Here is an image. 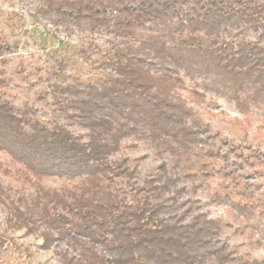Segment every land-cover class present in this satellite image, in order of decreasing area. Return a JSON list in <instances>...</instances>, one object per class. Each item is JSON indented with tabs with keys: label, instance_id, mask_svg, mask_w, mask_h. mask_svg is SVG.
I'll list each match as a JSON object with an SVG mask.
<instances>
[{
	"label": "trees",
	"instance_id": "16d2710c",
	"mask_svg": "<svg viewBox=\"0 0 264 264\" xmlns=\"http://www.w3.org/2000/svg\"><path fill=\"white\" fill-rule=\"evenodd\" d=\"M25 2L42 21L108 44L76 48L84 73L57 61L50 119L0 92V172L21 183L0 178L7 225L40 238L56 264H248L196 193L217 169L233 189L212 199L234 195L241 213L264 216L259 185L242 181L259 154L202 116L222 99L264 126V0ZM13 47L1 33V87ZM32 255L0 231V264Z\"/></svg>",
	"mask_w": 264,
	"mask_h": 264
},
{
	"label": "rangeland",
	"instance_id": "374dc122",
	"mask_svg": "<svg viewBox=\"0 0 264 264\" xmlns=\"http://www.w3.org/2000/svg\"><path fill=\"white\" fill-rule=\"evenodd\" d=\"M1 33L6 34L9 42L14 44V52L9 55L10 63L6 66L4 77L7 85L0 86V92L18 107L28 106L35 109L37 116L44 119L53 117L51 108L47 105L50 99L45 96V92L49 91L48 88H51V83L55 80L53 70L58 69L57 61L63 60L64 74L84 73L75 52L76 48L81 43L92 40L100 46L108 44L105 36H93L76 29L57 28L42 21L25 0H0ZM202 116L213 131L239 145L245 155L249 152L259 154V165L252 169L246 168L245 172L250 174V177L242 181L258 184L259 196L264 199V126L261 120L256 121V118L251 116L245 119L233 105L222 99L217 101V108L203 111ZM70 128L77 134L84 132L76 124L70 125ZM125 152L131 157H138L143 155L144 151L126 149ZM0 159L5 161L6 155L1 154ZM151 164V161L146 160L143 168ZM0 178L18 187L21 185L13 176L4 175L2 172ZM45 184L61 187L64 183L61 179L49 178ZM232 189L233 184L216 169L199 188L195 197L207 204L211 216L221 222L222 237L234 255L247 260L248 264H264V216L260 213L261 209L252 215L241 213L233 204L234 195L231 200L212 199L214 195L224 194ZM5 215V212L0 210V231L12 236L18 244L28 247L33 253L31 259L25 258V263L18 259L13 264H56L52 250L40 249V238L35 235L24 236L22 232L10 228L5 222Z\"/></svg>",
	"mask_w": 264,
	"mask_h": 264
}]
</instances>
